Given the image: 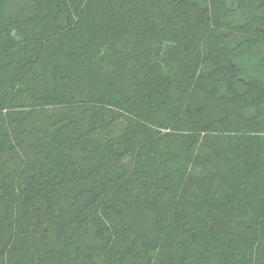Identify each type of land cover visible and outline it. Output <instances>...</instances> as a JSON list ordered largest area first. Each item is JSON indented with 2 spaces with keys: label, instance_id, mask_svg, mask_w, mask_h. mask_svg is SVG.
<instances>
[{
  "label": "trees",
  "instance_id": "obj_1",
  "mask_svg": "<svg viewBox=\"0 0 264 264\" xmlns=\"http://www.w3.org/2000/svg\"><path fill=\"white\" fill-rule=\"evenodd\" d=\"M0 264H264V0H0Z\"/></svg>",
  "mask_w": 264,
  "mask_h": 264
}]
</instances>
